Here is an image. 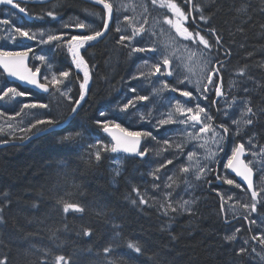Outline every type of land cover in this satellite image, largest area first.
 Masks as SVG:
<instances>
[{
    "label": "trees",
    "instance_id": "obj_1",
    "mask_svg": "<svg viewBox=\"0 0 264 264\" xmlns=\"http://www.w3.org/2000/svg\"><path fill=\"white\" fill-rule=\"evenodd\" d=\"M64 2H68L64 12L77 10L80 6L75 2L81 3ZM184 8L190 14L189 4ZM39 11L34 13L33 29L53 28L56 14L50 17ZM193 15L212 45V57L225 54L219 57L223 75L248 79L246 96L255 115L247 131L250 129L257 145L264 148V0H194ZM201 15L205 19H200ZM110 29L111 41H116L118 35ZM103 39L94 45L99 62L94 63L88 90L75 114L71 109L80 99L84 73L83 67H76L65 43L49 46L48 52L56 75L69 73L72 100L55 95L58 92L44 95L22 88L4 77L5 86L26 93L30 100L46 102L45 120L64 123L71 119L65 126L35 137L36 129L23 138L0 132V260L5 264H55V258L63 255L68 264H256L247 249L239 251L242 232L233 240L225 239L232 222L222 212L219 192L225 184L219 177L210 178L204 191L197 192L190 211L169 215L141 190L148 182L147 174L141 176L145 159L121 158L108 151L110 160L122 165L119 176L110 170L106 156L94 162L95 151L108 140L94 132L102 130L103 121L125 119L113 115V106L119 91H125L136 62L128 54L120 63L113 61L116 48L105 47ZM106 52L109 61L106 58L104 62ZM82 57L90 66L85 48ZM76 133L82 135L71 150L59 143L62 137ZM97 141L99 148L90 151ZM141 197L146 204L139 203ZM63 202L78 204L84 211L65 213ZM258 211L264 214V202ZM101 212L103 215L98 214ZM85 230L91 234L84 235ZM129 243L140 246L141 252L130 249ZM105 248L111 251L106 253Z\"/></svg>",
    "mask_w": 264,
    "mask_h": 264
},
{
    "label": "rangeland",
    "instance_id": "obj_2",
    "mask_svg": "<svg viewBox=\"0 0 264 264\" xmlns=\"http://www.w3.org/2000/svg\"><path fill=\"white\" fill-rule=\"evenodd\" d=\"M109 2L113 4V9H115L118 14L117 27L121 29V35L129 36L132 34V25H130L128 21H125V16H128L137 28L143 25L146 29L145 33L137 36L131 42L128 41L132 48V57L136 62L127 80L125 91H120L119 97L115 100L113 106L115 107L113 115L125 119L123 122L117 119L108 121L112 122L110 126L119 124L121 128H125L131 132L151 133L150 137H144L147 145L143 146V150H148L146 155L144 157H137L145 159V170H143L141 176L147 174L146 177H148V182L140 186L141 190H144L147 198L160 206L166 204V197L170 199L173 206L177 208V211L173 213L169 210L167 214L174 215L184 211L179 207L180 203L183 201L190 202L187 205L188 208L193 206L197 198V191L200 189L202 190L205 183L209 181L208 177L211 174L215 177H219L221 179L220 183L225 184L224 187L220 188L221 190L219 193L223 198L224 206L226 205L224 207L225 213H227L226 215L230 218L239 216L242 219L240 223L235 222L230 224L225 233L236 237V235L242 232L243 234L238 236L241 248L247 249L250 258H254L253 260L256 264H264V243L261 242V237H264V216H260L257 208L258 205L263 202L262 200H264V153L261 152V149L264 148L258 146L256 137L252 135L249 130L247 131L250 125L245 127L241 124L240 133L236 136V126L232 123L234 120L243 121L247 118L252 119V116L247 117L242 115L246 106H250L246 96L249 91L248 79L245 78L244 81L238 82L241 77L239 79L232 77L224 82L217 78L216 86L220 87L222 95L218 97L215 93V87L212 86L208 91L212 98L208 100V104L204 103L207 102V98L205 99L204 95L198 92L194 86V81L199 78L200 75V65L203 63V58H199L198 55H192V53L198 54L199 49L203 46L194 45L191 41H185L182 37H178L175 28L164 22L166 16L175 20V15L166 7H161L160 0H157L155 5L152 4L151 0H109ZM0 20L3 19L0 17ZM9 27L10 28L7 29L0 28V50H5L6 44L10 45L7 49L9 52L12 50L17 52L22 48L30 49L38 46L41 47L34 58V68L38 69L44 66L45 80L51 85L53 77L61 80L62 83L58 86L59 92L62 89L68 88L69 75L68 77H61L56 75V72L53 71L47 47L54 41L41 43V40L47 41L49 35H58L62 29L73 27L67 24L66 26H62V29L58 32L49 30L39 33L24 30L21 26L15 24V22L13 27L10 25ZM17 27L24 31H28L30 34H34L35 39H28L20 36L15 32V28ZM76 30H78V28H76ZM62 32H64V30ZM11 37H14V39ZM134 48L157 49V51L134 52ZM162 54L168 55L169 60L172 62L171 78L167 77L166 70L162 63ZM41 56L45 59H39ZM211 58H213L212 55ZM157 63H160V71L158 73L154 70V66ZM81 71H84V68H81ZM186 77L193 82H187L185 79ZM181 81H185L184 84L181 83ZM164 84H168L169 87L164 88ZM233 85L236 88H234ZM8 88V86H5L4 76L0 73V96H3V91ZM133 89H135V91H133ZM184 91L192 92V97L189 99L190 101H187L183 97L182 93ZM55 92H57L56 86H54L52 93ZM176 92L178 95H172ZM66 94L68 95V93ZM145 95L149 97L148 100H137L138 96ZM129 101H133V105H130L128 109L124 110V105L128 104ZM38 102L30 100L26 96L9 97L0 101V106L12 110L7 111L6 109L0 108V132L16 138L25 136L29 132L32 124H35L37 120H45L46 108L24 107L26 104L44 105ZM177 104L184 108H192L194 111L196 110L197 104H199L200 107L201 104L208 106L211 111L209 114L213 117V127L225 125L229 128L230 133H228V135L230 134V143L226 144L225 137V139L221 141L223 150L217 151L216 145L211 143V133L202 135L199 140L191 139L188 133L195 134V132L199 131V127L194 130L183 123L184 117L176 112ZM214 104L218 105L215 107V111H213ZM205 109L207 110V108ZM169 114H171V120L173 122L163 125L160 124L161 120L169 119ZM141 116L144 118L141 119ZM9 124H11V128L8 127ZM217 131L221 130L217 128ZM40 134L42 133L37 135ZM94 134L100 138L106 136L103 128L102 130L100 129L94 132ZM109 139L110 138H108V140L104 139L102 146L107 145L110 148L109 145L113 143L111 139ZM205 140L208 141V147H211L213 151H217V156L214 160H206L204 158L207 153L205 148L201 147V145ZM248 140L252 142L249 143ZM165 141H167V145ZM241 143L247 145L248 151L250 152V165L252 167L256 165L259 170L254 189L258 193L255 212H250L242 207L243 204H248L250 206L253 203L251 197L252 191H249L240 183V187L237 188L236 185L238 182L230 178L225 172V164H227L228 158L231 156L232 149ZM177 145H180L181 149H177ZM90 151H93V148H91ZM107 153L108 152L103 154L102 157L106 156L109 160L110 155ZM189 153L193 154V159L191 161L188 159ZM118 156L122 158L121 155ZM219 157L222 165H220L219 169H214L216 168L218 163L217 159H219ZM113 160L115 163H118L116 159ZM167 161H172V163L168 164ZM118 164L120 166L117 168L114 166L110 167V170L115 171L116 176L122 173V171H119L122 167L120 161ZM197 164L199 167L206 166V168L211 171H206L200 179H196L198 171ZM161 165L165 166L161 167ZM184 167H189L190 172L187 174L182 173L181 169ZM158 168L160 170L156 172L155 170ZM217 170L220 174H218V172L215 173ZM117 172H119V175H117ZM153 173H155V175ZM227 179L234 180L235 183L229 185L226 183ZM232 186H234L235 189H233ZM229 197H232V199L229 200ZM237 201H239V203H237ZM246 214L248 215V220L245 219ZM244 223L246 227H244ZM237 229H239V231H237ZM253 237L256 238L254 239Z\"/></svg>",
    "mask_w": 264,
    "mask_h": 264
},
{
    "label": "snow or ice",
    "instance_id": "obj_3",
    "mask_svg": "<svg viewBox=\"0 0 264 264\" xmlns=\"http://www.w3.org/2000/svg\"><path fill=\"white\" fill-rule=\"evenodd\" d=\"M95 3L103 5V9L106 10V14L108 18H111L113 15V4L109 2V0H94ZM152 4L155 5L157 3V0H151ZM191 0H185V3H190ZM0 3L3 4H9L13 5L15 8H18L20 12H25V9L20 7L19 3H14V0H0ZM160 6L161 7H166L169 9L176 17L175 20L168 18L167 16L164 18V22L167 23L168 25H171L172 27L175 28V32L178 34V37H182L185 41H191L194 45H202L203 47L199 49V53H192L193 56H199V58H203V63L200 65V75L199 78H197L194 81V86L198 92L204 95L205 99L207 98V93L210 90V87L214 86L215 87V93L219 97L222 95L221 89L219 86H216V78L219 76L220 68L219 67H214L211 66V48L212 45L209 43L207 39L203 35H200V32H196L195 34L193 32H190L187 27L183 26V23L188 20V16L185 15V13L182 11V9L174 2V0H160ZM48 16H53L52 12L47 13ZM108 18H102L103 20V30L101 31H95L91 35H81V36H74L71 38L69 43V50L72 51L73 58L76 61V67H84L85 72H84V81L80 85L81 92H80V99L76 100L74 103L76 105L80 104V101L84 99V89L86 88V85L88 84L89 80V75L86 67V63L83 60V57H80L79 55V49L84 46L85 43L88 41H94L99 37H102L105 32L109 28V19ZM125 21H128L130 25H132V34L129 36H124L122 35L120 37V43H124L125 41H133L137 36L143 34L146 32V29L143 25L140 27H136L133 21L128 17H124ZM200 19H205L202 15ZM3 23L8 24L9 21L5 20ZM146 23V21H145ZM75 27L80 28V29H85L88 27V25L84 23H77ZM118 32L121 31L120 28L116 29ZM214 31V30H211ZM15 32L18 33L22 37H26L28 39H35L34 34H30L28 31H24L21 28L17 27L15 28ZM14 39V37H11ZM62 37L58 35H49L47 38V41L41 40V43L45 42H52V41H59L61 40ZM76 42L75 46H73V42ZM217 43H219V37H217ZM31 49L27 51H21V52H8V51H3L0 50V65L3 66L4 70L8 73L10 76H18L21 80H26L31 84L38 85L40 88H43L47 90L48 85L47 84H39L37 79H36V73H30V75H23L20 72L21 67H25L24 65V60L28 57L29 52ZM134 52H145V51H157V49H145V48H134ZM163 55V60L162 63L165 66H168L170 64V60L168 58V55L162 54ZM39 59L44 60L45 58L41 56ZM155 72L160 71V63H157L154 66ZM36 72H39V69L36 70ZM240 75H243V69L240 70ZM69 73L68 72H62L60 73L61 77H68ZM168 75H172V72L169 71ZM187 82L192 83L193 81L189 80L187 77L185 78ZM185 81H181V83H184ZM62 83L61 80L57 79L56 77L52 78V85L57 87V92L63 96L67 95L66 93L59 92L58 86ZM164 88H168L169 85L164 84ZM175 90V89H174ZM135 91V89H133ZM25 93L23 92H18L14 88H8L7 90L3 91V96H0V101L9 98V97H20L24 96ZM184 97H192V92L190 91H184L182 93ZM70 99V97H69ZM149 97L146 96H138L137 100L139 101H145L148 100ZM130 105H133V101H129L128 104L124 105V110L128 109ZM25 108H35V107H42L46 108L47 105H36V104H26L24 105ZM77 112V108L73 107L71 109V113L75 114ZM176 112L179 113L183 119V123H185L188 127L193 128L194 130L199 127V131L193 133H188L189 137L191 139L199 140L202 135H207L208 133H211V143L215 144L217 147V151H222L223 146L221 144V141L225 139L227 134L229 133V128L226 127L225 125H218L216 127H213V117L209 114V112L205 109L199 106L197 104L196 110L194 111L192 108H184L181 105L177 104L176 106ZM103 116L104 113H101ZM243 116L251 117L255 115L253 112V109L250 106H246L245 111L242 113ZM144 117L141 116V119ZM173 122L171 120V114H169V119L161 120L160 124H168ZM62 122L60 121H54V120H37L35 124L31 125V129H36L35 134L39 133H44V132H49L55 128L60 127V124ZM99 124L100 121H97ZM112 122H104L103 123V130L104 132H112V127H110V124ZM233 125L236 126V135H239L240 133V126L243 124V126L247 127L248 125H251L253 123V120L251 118H247L243 121L240 120H234ZM47 125L49 127H37V126H44ZM9 128H11V124L8 125ZM115 129L119 130L120 135L117 136L113 134L112 140L114 143L111 145L109 148L107 145L102 146V148H99L100 146V141H97L95 145H91L90 148H99V150L95 151L94 153V162L99 163L102 159V151L104 152H112V153H127V154H134L140 157H144L147 153V149L140 150V142L141 139L144 137H150L151 133L150 132H131L128 131L125 128H121L119 124L114 125ZM217 128H219L221 131H217ZM81 133H76L75 136L73 135H68L65 137H62L59 143L67 145L69 147V150H71V145L75 143L77 138L81 137ZM26 138V137H25ZM251 143V140L249 141ZM165 144L167 145V141H165ZM177 149H181L180 145L176 146ZM201 147L205 148V151L207 155L204 157L206 160H214L217 156V151H213L211 147H208V141L205 140L204 143L201 145ZM246 149L245 145L243 143L238 144L236 147L232 149L231 156L228 158V162L225 165L226 168L232 169L235 171L237 176H240L243 178L244 181L247 182V187L248 189H253V180H252V174L253 170L251 167L248 166V164H245L244 161L241 159V157L245 154ZM261 152L264 153V149H261ZM255 155V154H253ZM188 159L191 161L193 159V154L189 153L188 154ZM92 162V161H90ZM168 164L172 163V161H167ZM165 165H161V167H164ZM197 175L196 179H200L201 176L206 172L209 171L210 169H207L205 167H199L197 164ZM159 168L156 169V172H159ZM182 173H189L190 168L189 167H184L181 169ZM155 175V173H153ZM117 175H119V172H117ZM158 178V177H157ZM171 179V178H170ZM226 183L229 185H232L235 183L234 180L227 179ZM170 187V185H169ZM237 188L240 187L239 184L236 185ZM138 192V190H136ZM170 195V194H169ZM258 193L257 191L253 190L251 192V197L253 200V203L249 206L248 204H243L242 207L250 212H255L256 211V200H257ZM229 200L232 199V197L228 198ZM166 204L161 205V208L164 210L165 214L168 213L169 210L171 212H176L177 208L173 206V203L170 199H167L166 197ZM135 203V201H133ZM140 204H146L147 201L144 200L142 197L140 198L139 201ZM189 201H183L180 203L179 207L185 211H190V208L187 207L189 204ZM239 203V201H237ZM69 210H73L75 212H83L84 209L75 203H68V202H63V211L67 213ZM103 215V213H98ZM247 219V217H245ZM239 231V229H237ZM90 230H85L84 235L88 236L90 235ZM254 239L256 237H253ZM226 240H233L235 239L234 236H226ZM261 242L264 243V237H261ZM128 247L130 249H134L136 253L141 252V247L138 246L137 244L129 243ZM104 251L106 253L111 251V248H105ZM240 253H243L245 249L241 248ZM0 264H5L4 260H0ZM55 264H68V260L63 256H57L55 258Z\"/></svg>",
    "mask_w": 264,
    "mask_h": 264
},
{
    "label": "flooded vegetation",
    "instance_id": "obj_4",
    "mask_svg": "<svg viewBox=\"0 0 264 264\" xmlns=\"http://www.w3.org/2000/svg\"><path fill=\"white\" fill-rule=\"evenodd\" d=\"M64 1L66 0H48V1H45V0H14V3H19L20 7L24 8L25 12L28 14H34L36 11H39V10H42L39 12L45 14L46 16H48L47 15L48 12L55 13L56 18H55L54 25L59 28V31L60 29H62L61 26L71 24L73 28L62 29V31L64 30V32L62 31L59 32L62 39L55 42V43H58V42L65 43L67 47H69L68 41H70L71 38L74 36L91 35L95 31L103 30L102 18H106V11L100 5H98L97 3L86 1V0H79L81 3L75 2V4L80 6V7L78 6L79 8H77V10L64 12V9H66V6L68 5V2H64ZM181 3L187 4L185 3V0H181ZM17 9L18 8L14 7V4L9 5V4L0 3V17L3 19V21L5 20L9 21L8 25L12 26L13 21L15 19L20 20V15L17 12H15V10ZM183 12L185 13L186 16H188V20L183 23L184 26L187 27L188 30L190 32H193L194 34L196 32H200V34L203 35L202 33L203 29L200 27L199 22L194 18V16H191L189 14V11H186V8L185 10L183 9ZM3 21L0 20V24L3 23ZM42 22H44L45 24H48L46 23V20H42ZM77 23H84L88 25V27L85 29L78 28V30H76L77 27H75V25ZM116 23H117V13L116 11H114V20L112 21L110 28H112V30H115L118 36L116 38V41L112 42L111 38L112 40H114V37L112 34H110L111 29H109L106 34L107 36L105 35L106 37L103 39V42H105V47L108 44H110L111 47L116 48V50L114 49V57L112 58H113V61L117 60L118 63H120L125 59L126 54L132 56L133 52L130 49L126 41L124 43L119 42L120 37L122 35L116 30L117 29ZM4 25H7V24H4ZM98 42H100V40L88 41L87 43L84 44L83 47L79 49L80 53L82 54V51L85 48L86 58L90 62L89 71L91 72V74L94 71V63L99 62L98 52L96 51L94 47V45H96ZM75 44L76 42L74 41L73 46H75ZM223 55L225 54L223 53ZM108 56L106 52V56L103 59L104 62ZM213 60L214 61H212L213 62L212 66L222 68V63H221L222 59L218 61L217 58L214 57ZM107 61H109V58H107ZM220 79H222L221 81L225 80L222 74L220 75ZM211 98H212L211 95L207 97L206 104H208V100H210Z\"/></svg>",
    "mask_w": 264,
    "mask_h": 264
},
{
    "label": "water",
    "instance_id": "obj_5",
    "mask_svg": "<svg viewBox=\"0 0 264 264\" xmlns=\"http://www.w3.org/2000/svg\"><path fill=\"white\" fill-rule=\"evenodd\" d=\"M88 1L95 3L94 0H88ZM98 5H100V4H98ZM100 6L103 8V5H100ZM192 9H193V6H192V4H191V6H190L191 14H192ZM105 11H106V10H105ZM106 18H108L107 15H106ZM108 19H109V28H108V30H109V29H110V26H111V24H112V21H113V15H112L111 18H108ZM108 30H107V31H108ZM107 31L105 32V34H104L102 37H99V38H97V39L94 40V41L101 40L103 37H105ZM79 55H80V52H79ZM80 57H81V56H80ZM30 62H31V54L29 53V54H28V57L24 60V65H26V68H25V67H21V68H20V72H21L23 75H30V73H36V79H37L38 83H39V84H46V83H44V81H43V79H42V76H41V73H42V72H41V70H39L38 73L35 72V71L30 67ZM85 63H86V62H85ZM171 66H172V65H171V62H170V64H169L168 66H165V65H164L165 70H166V74H167V77H168V78L170 77V75H168V72L171 71ZM86 67H87L88 75H89V77H90V74H89V68H88L87 63H86ZM0 69H1L2 72L4 73L5 78H6L8 81H10V82L17 83V84H19L21 87L29 88V89H31V90L37 92V93L46 94V95L50 93L51 87H50L48 84H47V85H48V88H47V90H45V89H43V88H40L38 85L31 84V83H29V82L26 81V80H21L18 76H10V75H8V73L4 70V68H3L2 65H0ZM88 81H89V80H88ZM85 90H86V88L84 89V92H85ZM185 98L188 99V97H185ZM70 119H71V117L67 120V122H69ZM106 133H107L111 138H112L113 134H115V135H117V136L120 135L119 130H117V129H115V128H112V132H106ZM113 142H114V141H113ZM141 143H142V139H141V142H140V147H141ZM121 153H123V152H119V154H121ZM123 154H125L126 156H128V155H134V154H127V153H123ZM247 155H248L247 152H245V154L241 157V159L244 161L245 164H247V163H246V160H245V158L247 157ZM252 170H253V169H252ZM227 171L229 172V174H231L232 176H234L238 181H240V182H242L243 184L247 185V182L244 181L242 177L237 176L236 173H235V171H233L232 169H229V168H227ZM254 178H255V173H254V171H253V174H252V180H254Z\"/></svg>",
    "mask_w": 264,
    "mask_h": 264
},
{
    "label": "bare ground",
    "instance_id": "obj_6",
    "mask_svg": "<svg viewBox=\"0 0 264 264\" xmlns=\"http://www.w3.org/2000/svg\"><path fill=\"white\" fill-rule=\"evenodd\" d=\"M187 4H192V5H194V0H191V2L190 3H187ZM84 17V16H83ZM147 18V17H146ZM83 21V20H82ZM122 46V45H121ZM222 56H224L223 54L222 55H215L214 57H216L217 58V60L219 61L220 60V58L219 57H222ZM71 57V56H70ZM214 57L213 58H211V64L213 63L212 61H214L213 59H214ZM216 60V59H215ZM226 67V66H225ZM223 68V67H222ZM222 68H220V69H222ZM138 71V70H137ZM224 71V70H223ZM225 72V71H224ZM226 73V72H225ZM223 75V73L221 72V70H220V72H219V76H218V78L220 79V75ZM224 76V78H225V80H224V82H226L228 79H229V77L227 76V75H223ZM174 77V76H173ZM171 78V77H170ZM178 78V77H177ZM232 78V77H231ZM142 79V78H141ZM217 79V78H216ZM222 80V79H221ZM232 80V79H231ZM256 81V80H255ZM231 82H233V81H231ZM238 82H240V80L238 81ZM242 82V81H241ZM89 83H90V80L88 81V84L86 85V90H85V94H86V92H87V90H88V87H89ZM229 83V82H228ZM258 83V82H257ZM184 84V83H183ZM232 84H234V83H232ZM168 85V84H167ZM229 85H231V84H229ZM236 85V84H235ZM92 86V85H91ZM230 87V86H229ZM233 87H234V85H233ZM231 88V87H230ZM234 88H236V87H234ZM227 89V88H226ZM229 90V89H228ZM233 91V90H232ZM60 92H62V93H68V95H63V96H61L60 94H58V96H60V97H63V98H65L66 100H67V98H69V96L71 97V94H70V89L68 90V88H66V89H62V90H60ZM120 92V91H119ZM227 92V91H226ZM225 92V93H226ZM26 94V93H25ZM230 94H231V92H230ZM210 94L209 93H207V97L209 96ZM122 96V95H121ZM146 96V95H145ZM154 96V95H153ZM84 97H85V95H84ZM119 97V96H118ZM117 97V98H118ZM220 97V96H219ZM116 98V99H117ZM240 98V97H239ZM115 99V100H116ZM188 99H190L189 97H188ZM69 100H72L71 98L69 99ZM213 100V99H212ZM34 101H36V102H38V100H36V99H34ZM81 102L82 101H80V104H81ZM38 103H42V104H44V105H47V104H45L44 102H38ZM136 103V102H135ZM204 103H207V102H204ZM214 103V102H213ZM79 104V105H80ZM79 105H76V108L78 109V107H79ZM220 105V104H219ZM218 105H213V107H214V109H213V111H215V107H217ZM122 107V106H121ZM210 107V106H209ZM17 109V108H16ZM218 109V108H217ZM222 109V108H221ZM215 113V112H214ZM213 115V114H212ZM19 116V115H18ZM8 117V116H7ZM133 118V117H132ZM69 119V118H68ZM67 119V120H68ZM238 119V118H237ZM67 120L64 122V123H62V124H60V127H62V126H64L66 123H68L67 122ZM34 122V121H33ZM105 122V121H104ZM231 122V121H230ZM135 123V122H134ZM223 123V122H222ZM60 127H58V128H60ZM110 127H112V128H115L114 126H110ZM55 129H57V128H55ZM252 129V128H251ZM54 130V129H53ZM241 130V129H240ZM249 131H250V129H249ZM230 133V132H229ZM250 133L253 135V133L250 131ZM104 134L106 135L105 137H107V139L108 138H110L111 139V142L112 143H114L113 142V140H112V138L106 133V132H104ZM37 134H35L34 136H32V137H35ZM230 135V134H229ZM229 135L227 134V136H226V144L227 143H230V139H229ZM237 136V135H236ZM21 138H23V137H21ZM30 139V138H29ZM109 139V140H110ZM234 139H235V137H234ZM248 142H249V140H248ZM252 142V141H251ZM258 142V141H257ZM85 144V143H84ZM147 145V142L145 141V139L144 138H142V143H141V147H140V150H143V146H146ZM223 145V144H222ZM225 149H226V147H225ZM197 152V151H196ZM250 153V152H249ZM221 154V153H220ZM125 157H127V158H137L138 156L137 155H128V156H125ZM124 157V158H125ZM260 157V156H259ZM201 158V157H200ZM218 160V159H217ZM263 162V161H262ZM109 163H110V167H112V166H114L115 168H117V167H119L120 165L118 164V163H115L114 162V160L113 159H109ZM256 166V165H255ZM211 171V170H210ZM212 176H214L213 174H211L209 177H208V180L210 179V178H212ZM264 178V177H263ZM211 181V180H210ZM237 182H238V184L240 183L242 186H244V187H246L247 189H248V187H247V185H245V184H243L242 182H240V181H238V180H236ZM257 182V181H256ZM260 182V181H259ZM212 184V183H211ZM210 184V185H211ZM232 188L233 189H235L234 188V186H232ZM206 189V188H205ZM255 189V182H253V189H248L249 191H253ZM207 190V189H206ZM199 191V190H198ZM197 191V192H198ZM220 194V193H219ZM233 194V193H232ZM202 195V194H201ZM196 196H197V193H196ZM199 196V195H198ZM220 196H221V194H220ZM263 202H264V200H262ZM195 203V202H194ZM193 203V204H194ZM221 203H222V212H223V214H224V216L225 217H227V218H229L230 219V222H232V223H240V221L242 220L239 216H236V217H234V218H230L229 216H227L226 214L227 213H225V209H224V207L226 206H224V201H223V198L221 197ZM262 203V202H261ZM260 203V204H261ZM259 204V205H260ZM192 206H190L189 208H191ZM258 208V207H257ZM232 209V208H231ZM230 209V210H231ZM185 211V210H184ZM182 212V213H185V212ZM235 211V210H234ZM232 212H233V210H232ZM258 213H259V211H258ZM231 214V213H230ZM243 215V214H242ZM260 216L262 217V216H264V214H261L260 213ZM246 217H248V215L246 214ZM260 217V218H261ZM248 220V219H247ZM258 220V219H257ZM262 220V219H261ZM246 221V220H245ZM232 223H230V224H232ZM258 224V223H257ZM240 225V224H239ZM263 226V225H262ZM254 227V226H253ZM256 228V227H255ZM226 236H230V235H228L227 233H226Z\"/></svg>",
    "mask_w": 264,
    "mask_h": 264
}]
</instances>
